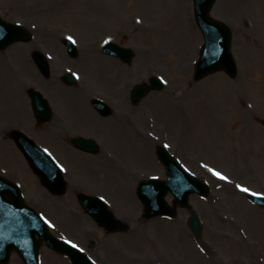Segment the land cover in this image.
I'll list each match as a JSON object with an SVG mask.
<instances>
[{
  "label": "rangeland",
  "instance_id": "1",
  "mask_svg": "<svg viewBox=\"0 0 264 264\" xmlns=\"http://www.w3.org/2000/svg\"><path fill=\"white\" fill-rule=\"evenodd\" d=\"M211 15L231 26L232 51L239 67L236 79L219 72L194 80L193 65L203 37L195 23L193 0H0V16L30 27L34 34L31 42L0 52V75L11 85L7 94H0V133L20 127L41 139L68 169L70 187L60 199L44 187L33 189L31 180L36 176L27 173L25 158L6 134H0V173L16 178L14 171L22 176L29 186L27 201L35 202L36 209L49 218L53 233L80 243L100 264H264V210L253 206L248 195L237 189L264 193V0H218ZM66 36L79 41L80 51L93 43L99 46L98 52L105 41L114 40L133 48L136 55L130 64L99 57L90 50L71 58L63 45ZM37 49L51 58L49 79L41 76L32 62L31 53ZM86 62H96L112 73L110 82H99L87 71ZM66 70L80 73L89 83L79 93L76 87H67L78 98L68 96L60 81L55 90L47 84ZM153 75L163 78L165 87L134 106L123 85L146 83ZM31 86L50 96L62 116H57L58 121L39 124L42 127L37 124L26 94ZM90 92L105 95L117 112L132 113L133 127L156 136V144H167L192 172L211 184L209 198L192 196L190 200L204 225L200 239L194 238L188 227L187 209H179L173 219L143 218V207L135 190L132 192L140 179L165 177V168L155 159L157 145L148 144L147 162H142L107 141L96 124L102 123L110 134L122 135L123 140L117 138L118 145L136 142L127 120L118 127L113 116L103 120L92 108L93 114L87 110ZM76 134L94 137L103 148L118 154L121 164H110L116 159L113 155L107 156L108 163L104 154L76 151L71 146ZM213 170L227 179H220ZM78 183L84 185L82 190L110 198L119 217L125 216L130 231L121 234L101 229L79 207L74 186ZM116 187L129 188V204L120 202ZM168 200L172 203L173 199L168 196ZM240 209L250 213L249 217ZM76 217L78 225L73 221ZM158 228L171 232L166 241L156 234ZM177 231L183 240L175 239ZM100 235L101 239L95 240ZM123 238L139 243L131 248ZM184 242L198 258H186L177 251ZM41 260L42 264H70L45 246ZM9 264L23 263L14 254Z\"/></svg>",
  "mask_w": 264,
  "mask_h": 264
},
{
  "label": "water",
  "instance_id": "2",
  "mask_svg": "<svg viewBox=\"0 0 264 264\" xmlns=\"http://www.w3.org/2000/svg\"><path fill=\"white\" fill-rule=\"evenodd\" d=\"M215 2L216 0H194L196 21L206 39L201 57L196 64V80H201L218 71H225L233 78L237 75V66L230 51L231 32L223 23L214 20L209 15ZM29 39L30 35L26 30L0 20V50L19 40L27 41ZM69 46L71 53L76 52L73 45L69 44ZM105 51L126 62L131 61L134 55L131 50L121 49L115 45L107 46ZM33 58L42 73L48 75L49 65L45 58L38 52L34 53ZM69 82H72V80L69 79ZM151 84L152 88L141 85L135 90L134 97L137 101L146 95L150 89L162 87L160 80L155 77L152 78ZM29 95L38 118L42 121L48 119L51 108L42 94L31 89ZM15 137L34 171L42 177L44 185L54 192L63 194L66 190V182L61 170L30 139L23 134H15ZM75 144L78 148L84 150L97 149L96 145L83 139L76 141ZM158 155L167 167L168 180L152 179L141 183L139 195L145 205L147 216L174 217L178 204L183 208L189 207L191 194L198 193L205 197L209 195L208 186L190 174L166 150L160 149ZM168 193L175 197V207L169 206L166 202L165 197ZM252 201L264 207V197H255ZM80 202L101 226L110 231L121 228L120 224L112 219L113 217L107 211L105 204L99 200L82 196ZM189 226L196 236L201 235L203 227L195 213L191 214ZM36 234H39L41 240H37ZM43 239H46L48 245L52 248L72 256L75 264H81V262L83 264L85 257L54 238L49 233L41 217L24 204L19 188L0 178V264L7 263V259H4L3 255L11 247H15L20 251H25V249L28 251V245L36 244L37 247H40ZM84 264L88 263L85 262Z\"/></svg>",
  "mask_w": 264,
  "mask_h": 264
},
{
  "label": "bare ground",
  "instance_id": "3",
  "mask_svg": "<svg viewBox=\"0 0 264 264\" xmlns=\"http://www.w3.org/2000/svg\"><path fill=\"white\" fill-rule=\"evenodd\" d=\"M188 23V22H187ZM185 30V29H184ZM187 30V31H186ZM186 32L189 34H191V30H189V28H186ZM90 54V53H89ZM135 54V53H134ZM87 55V54H86ZM87 63V71L95 76L98 80H100L101 82H110V75L112 77V73H110L107 69L103 68L101 65L97 64V63H91V62H86ZM3 69H0V72H2ZM93 71V73H92ZM112 82V81H111ZM7 87H11V85L8 83V79L5 78V76H2V74L0 75V94H7L9 92V90H7L6 88ZM112 88L114 89L115 86L113 85L112 83ZM116 89V88H115ZM117 91V90H116ZM158 98H155V100H157ZM154 100V102H155ZM89 107V105H88ZM88 111H90L88 109ZM80 115L81 116H84L85 113L83 110H80L79 111ZM90 113H92L90 111ZM93 114V113H92ZM94 116V115H93ZM129 121H128V124H129V130H132V132L130 131L129 133H132L130 134L131 136L134 137L135 139V144H130V146L128 144H126V142L123 141V144L122 145H118L117 143V138L120 137L121 139L120 140H123V136L120 135V134H110V131H106V129H104V126H102V123H99V124H96L95 125V128L99 131V132H105L106 134V138H107V141H113L114 143H112L113 145H115L121 152H128V156L135 159L136 161H145L147 162V155H148V144H149V134L146 132H141L139 129H135L133 126H132V123H133V119L134 118H130L128 117ZM113 120L115 122H119L117 120L116 117L113 118ZM171 125V124H170ZM118 127H121L120 125H116ZM127 128V127H126ZM133 128V129H132ZM114 135V136H113ZM141 135V136H140ZM137 137L140 139L138 140ZM127 138L129 139L128 135H127ZM116 139V140H115ZM128 148V149H126ZM103 173V172H101ZM123 189V190H122ZM122 189H119V188H115L116 190V195L118 196V199H120V202H122L123 204H129V201L131 200H128L129 198L127 197V194H129V191H127V188L125 189L122 188ZM133 201V199H132ZM246 218L249 217V214L247 211H245V209H240ZM75 220V223L78 225L80 223V220L76 217V219H73V221ZM170 231L167 229V228H158L156 229V234L158 235V237L160 238V240L162 241H166L167 238L170 237ZM174 234V233H173ZM175 239L179 240L182 238L183 240V235L180 231H177L175 234ZM127 238H123V240H125ZM129 240V241H127ZM125 240L127 243V245L131 248H136L137 244L139 243L138 241H134V240H130V239H127ZM241 248H245L244 246H241ZM246 250V249H245ZM177 251L184 257L186 258H198L199 256H196V255H193V251H192V248L190 247V245H188L187 243L185 244V242L183 243L182 247L178 248ZM117 259V257H114V259Z\"/></svg>",
  "mask_w": 264,
  "mask_h": 264
},
{
  "label": "snow or ice",
  "instance_id": "4",
  "mask_svg": "<svg viewBox=\"0 0 264 264\" xmlns=\"http://www.w3.org/2000/svg\"><path fill=\"white\" fill-rule=\"evenodd\" d=\"M68 39L71 40L72 38L71 37H68ZM72 42L74 43L75 41H72ZM105 43H107V41ZM165 147H168V145H165ZM45 151H47V150L45 149ZM213 174L216 175L217 177H219L220 179H223V180H226L227 179V177L221 175V173L216 172L214 170H213ZM241 191L248 192L249 189H247V188H241ZM252 195L255 196V195H258V194L257 193H252ZM101 199H103V198H101ZM67 243H69L74 248L77 247V245L73 244L71 241H68ZM80 251H83V249H80Z\"/></svg>",
  "mask_w": 264,
  "mask_h": 264
}]
</instances>
